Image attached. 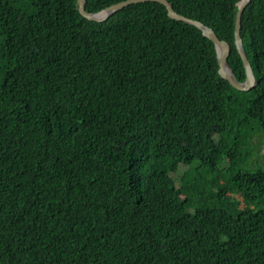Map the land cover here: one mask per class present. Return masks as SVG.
Listing matches in <instances>:
<instances>
[{
	"label": "trees",
	"instance_id": "16d2710c",
	"mask_svg": "<svg viewBox=\"0 0 264 264\" xmlns=\"http://www.w3.org/2000/svg\"><path fill=\"white\" fill-rule=\"evenodd\" d=\"M169 1L245 81L238 0ZM241 34L249 91L162 3L0 0V264H264V0Z\"/></svg>",
	"mask_w": 264,
	"mask_h": 264
},
{
	"label": "water",
	"instance_id": "95a60500",
	"mask_svg": "<svg viewBox=\"0 0 264 264\" xmlns=\"http://www.w3.org/2000/svg\"><path fill=\"white\" fill-rule=\"evenodd\" d=\"M86 1L87 0H77V8L79 12L87 19L91 21H98V22L107 20L115 12H117L118 10L124 8L125 6L129 4L145 2V1H153V2L155 1V2L162 3L163 5L166 6L168 10V14L172 19L183 21L187 24L196 26L203 32L205 36H207L214 42L216 52H217L218 63H219V73L221 74L223 78L228 80L235 88L239 90H243V91L251 90L258 83L253 66L246 54L245 47H244V41H243V37L241 34L242 16H243L244 10L248 6V4L251 2V0H238L236 4L237 8H236V20H235V44L243 60V64L246 70V79L243 82L238 81V79L234 75V72L232 71V68L230 66L229 56H230L231 49H232L231 44L226 40L220 39L217 32L212 27L206 25L202 21L189 18L177 12L169 0H124L118 3H115L113 5H110L97 12L87 11Z\"/></svg>",
	"mask_w": 264,
	"mask_h": 264
},
{
	"label": "rangeland",
	"instance_id": "374dc122",
	"mask_svg": "<svg viewBox=\"0 0 264 264\" xmlns=\"http://www.w3.org/2000/svg\"><path fill=\"white\" fill-rule=\"evenodd\" d=\"M257 140V139H256ZM258 141V140H257Z\"/></svg>",
	"mask_w": 264,
	"mask_h": 264
}]
</instances>
